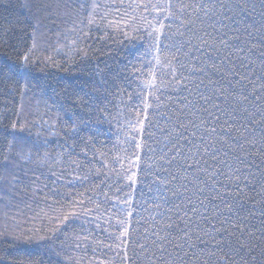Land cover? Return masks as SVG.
Instances as JSON below:
<instances>
[{
    "label": "snow or ice",
    "instance_id": "obj_1",
    "mask_svg": "<svg viewBox=\"0 0 264 264\" xmlns=\"http://www.w3.org/2000/svg\"><path fill=\"white\" fill-rule=\"evenodd\" d=\"M17 3L26 15L15 17L13 23L9 13V27L3 29L0 42H5L4 37L16 25L33 21L38 25L41 13L51 14L53 7L47 0ZM135 6L154 14V18H164L153 32L157 34V48L162 40L170 41L166 47L171 55L165 65L170 77L164 86L172 93L167 104H157L158 109L163 107L158 112L161 138L154 141L153 147L137 143L138 149L148 147L144 153L147 162L137 155L134 163L138 171L129 174L130 169L124 168L123 160L117 157L120 169H113L118 179L128 182L125 187L140 189L141 203L153 210L151 247H138L148 264H264V0H143ZM8 7H15L12 0H8ZM8 7L4 8L6 12ZM78 7L89 11L88 0ZM99 7L93 2L89 16ZM165 28L171 30L170 36L164 35ZM31 51L20 57L19 67L0 63V81H12L7 85L9 89L20 87V69L27 71ZM148 83L155 86L154 75ZM85 87L87 91L65 89L60 96L54 93L52 106L66 111L65 105H71L89 118L94 112H104L102 105L110 94L108 74L97 69L91 86ZM27 88L25 83L20 91ZM155 99L159 101L160 97ZM150 107L145 103V109ZM146 120L147 115L140 122L141 131ZM85 123L78 115L65 134L77 135ZM11 127L15 129L16 124ZM17 143L13 138L6 147H0V200L22 183L17 175L20 164L32 162V151L25 153ZM67 151L63 149L57 157ZM81 151L86 155L85 149ZM36 163L43 166L45 161L37 157ZM83 168L84 164L70 159L60 176L52 173L56 177L52 183L55 185L65 175L69 185L86 181L88 175L78 171ZM103 168H108L106 162ZM89 174L99 179L104 173L90 170ZM103 186L102 181L95 189ZM49 191L59 194L56 188ZM79 195L72 215L90 214L92 209L86 207L90 198L85 193ZM120 202L133 203L128 199ZM69 218L65 215L59 223ZM125 235L127 229L121 232Z\"/></svg>",
    "mask_w": 264,
    "mask_h": 264
},
{
    "label": "trees",
    "instance_id": "obj_2",
    "mask_svg": "<svg viewBox=\"0 0 264 264\" xmlns=\"http://www.w3.org/2000/svg\"><path fill=\"white\" fill-rule=\"evenodd\" d=\"M47 2L53 6L51 14L41 13L38 25L35 21L16 25L4 37L5 42H0V63L17 67L20 57L32 49L27 71L20 69L22 78L18 81L20 87L26 83L27 90H12L7 87L12 81H0V147L15 138L18 148L23 147L25 153L32 151V162L21 163L17 170L22 183L13 194L0 200V264H148L138 245L151 247L153 210L141 203L139 188L125 187L128 182L117 178L120 165L116 158L123 160L129 174L137 172L136 156H143L147 162L144 153L161 138L158 112L163 107L158 109L157 104H167V97L172 95L164 86L170 77L165 65L171 54L166 47L169 40H162L156 47L153 28L164 18H154V14L135 6L143 0H88L89 11L93 2L100 5L92 16L79 9L83 0ZM0 4L4 5L0 7L2 35L3 29L9 27V13L14 23L15 17L22 18L26 12L19 8L17 0H12L15 7H8V0H0ZM64 4L69 7L65 9ZM163 32L171 35L168 28ZM97 69H103L109 77L110 94L102 105L104 112H94L89 118L71 105H65L66 111L52 106L54 93L60 96L65 89L87 91L85 86H91ZM153 75L155 86L148 83ZM145 103L151 107L145 109ZM78 115L86 123L80 125L77 135L65 134ZM146 115L145 129L141 131L140 122ZM13 123L15 129L11 127ZM137 143L148 147L138 149ZM63 149L68 151L57 157ZM37 157L45 161L43 166H37ZM70 159L84 164L78 171L88 175V180L69 185L65 175L54 185L56 177L52 173L60 176ZM105 162L107 169L103 168ZM90 170L104 174L97 179L89 174ZM120 175L123 177L122 172ZM102 181L104 186L95 189ZM53 188L58 195L50 193ZM118 188L122 190L117 192ZM80 193L90 198L86 207L92 211L72 215ZM124 199L133 203L122 204ZM96 204L100 205L98 209ZM65 215L69 220L60 224ZM125 229L127 235L121 236Z\"/></svg>",
    "mask_w": 264,
    "mask_h": 264
}]
</instances>
